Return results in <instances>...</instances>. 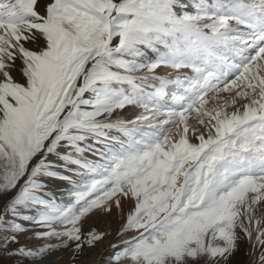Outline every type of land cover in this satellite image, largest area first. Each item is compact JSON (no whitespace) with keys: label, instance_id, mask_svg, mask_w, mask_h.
I'll return each mask as SVG.
<instances>
[{"label":"snow or ice","instance_id":"obj_1","mask_svg":"<svg viewBox=\"0 0 264 264\" xmlns=\"http://www.w3.org/2000/svg\"><path fill=\"white\" fill-rule=\"evenodd\" d=\"M112 217L106 264H264V0H0V256Z\"/></svg>","mask_w":264,"mask_h":264},{"label":"rangeland","instance_id":"obj_2","mask_svg":"<svg viewBox=\"0 0 264 264\" xmlns=\"http://www.w3.org/2000/svg\"><path fill=\"white\" fill-rule=\"evenodd\" d=\"M158 72L162 75H167L164 73L161 69L158 70ZM170 73V72H168ZM174 73H170L169 75H173ZM139 110L132 109L127 110L126 115L127 116H134L138 114ZM53 192L57 196H61L63 192L65 191V188L63 187H56V185H52ZM98 226L102 230H107L110 233V236L108 239L100 245V247L93 253H90V258L93 261H100L101 264H106V260L113 255V253L116 251V249H113L111 247L112 244L120 245L122 246L123 239H126V237H118L117 231L120 228V221L117 220L115 217L109 218V219H102L98 221ZM31 228V226H28ZM36 231V229H32L25 233L23 236H21V242L28 244L29 247H32L33 245H38L40 243H57V241H38L34 238L33 233ZM52 264H72V253L69 251H57L54 254L51 255L49 258ZM55 259V260H54ZM237 262L238 264H247V257L244 256L243 252H241L237 256ZM0 264H12L11 260H9L5 256H0Z\"/></svg>","mask_w":264,"mask_h":264},{"label":"bare ground","instance_id":"obj_3","mask_svg":"<svg viewBox=\"0 0 264 264\" xmlns=\"http://www.w3.org/2000/svg\"><path fill=\"white\" fill-rule=\"evenodd\" d=\"M164 73H166L167 75H169L170 73H171V71L170 70H167V69H161ZM168 72H170V73H168ZM172 74V73H171ZM165 75V74H164ZM174 75V74H173ZM55 260V259H54Z\"/></svg>","mask_w":264,"mask_h":264}]
</instances>
